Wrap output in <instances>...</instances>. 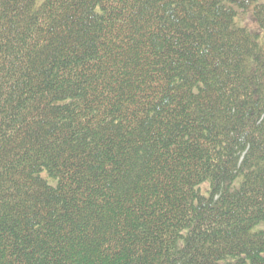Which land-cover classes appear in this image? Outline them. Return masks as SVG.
<instances>
[{
    "label": "trees",
    "instance_id": "1",
    "mask_svg": "<svg viewBox=\"0 0 264 264\" xmlns=\"http://www.w3.org/2000/svg\"><path fill=\"white\" fill-rule=\"evenodd\" d=\"M0 264H264V0H0Z\"/></svg>",
    "mask_w": 264,
    "mask_h": 264
},
{
    "label": "rangeland",
    "instance_id": "2",
    "mask_svg": "<svg viewBox=\"0 0 264 264\" xmlns=\"http://www.w3.org/2000/svg\"><path fill=\"white\" fill-rule=\"evenodd\" d=\"M250 21V20H249Z\"/></svg>",
    "mask_w": 264,
    "mask_h": 264
}]
</instances>
